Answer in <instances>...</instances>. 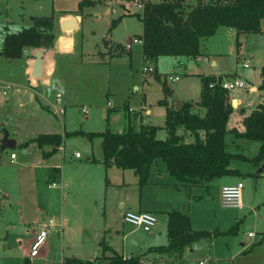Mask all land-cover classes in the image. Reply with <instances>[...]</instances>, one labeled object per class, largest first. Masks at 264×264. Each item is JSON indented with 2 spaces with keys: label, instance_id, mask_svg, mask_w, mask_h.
I'll return each mask as SVG.
<instances>
[{
  "label": "rangeland",
  "instance_id": "rangeland-1",
  "mask_svg": "<svg viewBox=\"0 0 264 264\" xmlns=\"http://www.w3.org/2000/svg\"><path fill=\"white\" fill-rule=\"evenodd\" d=\"M85 1L86 5H81ZM127 0H0V49L6 34L18 33L23 28L31 26L32 17L53 16L54 29L53 33L57 37L60 33L58 30V20L62 14H78L80 17V27L75 32L76 37V55L72 59V67L69 74L78 72L81 77L86 74L87 80L75 82L81 84L79 88L83 90L89 99L81 98L80 103L68 107L65 115L58 117L54 121L48 114H43L41 109L35 104H30L26 99L14 100L12 98L13 90L3 94L4 86L9 83L14 87V82L20 81L25 65V58L18 60H7L0 58V143L4 132L8 133V139L19 141L22 138H32L42 132H58L62 137L63 152L58 154V159L63 153L65 163H73L71 155L78 152L81 155L82 162H85L90 156L91 147L94 146L95 155L101 153L99 140H89L81 135H68L64 137L65 132L73 131L84 132H103L107 128L113 132H122L128 123H131L135 130H138L140 120H149L152 124H161V117L164 108L155 104L156 100L164 97L162 91V82L171 92L169 100L176 105L178 101L187 100L191 103L198 101L200 91V78L204 72H215L222 75L226 81L242 80L247 84L259 83L258 71L264 66V34H252L244 39H239L244 48L239 49L243 53V59L247 62L248 67L243 68L241 60L236 58V40L233 30L228 28H220L216 34L210 37L205 43V51L208 53V62L197 63L193 59L183 57L172 58L168 56L159 57L155 65H151L155 73H142V68L147 67L148 63H144L141 58V45L131 44L129 53L124 52L118 56H113L114 45H126L134 37H139L142 32L141 24L134 15H126L121 7L120 2ZM154 2L157 0H153ZM207 2V0H201ZM216 1V0H214ZM211 2H213L211 0ZM191 5H195V0H191ZM119 19L116 25L111 27L112 20ZM264 27V20L261 22ZM61 29V25H60ZM106 41L108 44H106ZM243 43V44H242ZM109 45V47H107ZM214 60L217 62L216 67H211L209 62ZM86 63V64H83ZM60 63V68H63ZM61 74V69L58 75ZM91 74V76L89 75ZM154 74L156 76H154ZM57 75V76H58ZM169 75L177 77V81H170ZM74 82V83H75ZM241 92V93H240ZM239 97L246 98L249 94L245 90L240 91ZM142 97L144 100H142ZM247 98L248 102L259 98V93L251 95ZM19 102L22 103L19 107ZM264 104V100L261 102ZM85 107H81L80 105ZM80 106V107H79ZM36 110V119H27L26 114L29 108ZM150 108L151 115L146 119L143 112L139 109ZM80 108H87L88 117L81 114ZM130 109V111L128 110ZM194 112L196 110H193ZM199 116L203 113L201 108H197ZM196 111V112H197ZM158 112V114H156ZM107 115V118L104 117ZM140 115L141 118H139ZM48 119L50 124L44 126L43 119ZM243 116L238 111L232 113L229 117L226 129L243 130L241 121ZM162 126V125H161ZM228 129V130H229ZM181 131V129H180ZM183 143H191L192 136L183 132ZM156 138L163 140L165 131L159 128ZM226 151L229 153H239L248 158L253 157L258 150L259 143L246 140H239L227 132L224 137ZM17 155L16 163H11L10 153ZM23 158L21 147L17 146L13 150L0 151V181L7 179L6 189L14 188L15 180L12 177L17 176V165ZM73 161V162H72ZM159 163V167L163 164ZM31 164V163H30ZM71 167H74L70 164ZM230 168H236L240 171L239 176H228L215 178L210 181L203 182L205 186L203 192L190 199L193 202L200 201L197 205L199 210L198 221L199 226L205 231L219 230L227 231L233 225H237L234 235L220 236L214 240L215 260L211 262L207 259L212 240H202L185 249L181 253V260L177 259V254L171 253L165 255L161 260V264H263L264 257V205H258V200L264 199V163L253 165L249 162H241L239 160L230 161ZM251 174L252 176H248ZM27 176V175H26ZM240 181L242 183V200L244 207L241 210L223 208L220 203L219 191L223 184L228 182ZM47 188L46 182H41ZM0 188L3 186L0 185ZM131 188H127V191ZM112 196L119 195V190H112ZM197 193V192H195ZM185 194V193H184ZM186 195V194H185ZM15 194H12L14 199ZM75 198V194L72 195ZM44 211L41 212L40 207L33 206L30 217L42 224L49 221L50 218H59V215H50L45 207L44 197L38 195ZM66 204L68 202L66 201ZM111 204V203H110ZM9 204H6L7 214L12 216L17 226V233L23 236L22 246L26 244V230L30 231L31 226H23L18 221L19 214L15 210H9ZM51 208H58L57 201L50 204ZM115 203L109 205L107 211L108 216L115 215ZM189 209L186 208V211ZM202 211V214H201ZM10 212V213H8ZM13 213V214H12ZM96 215L99 222L102 220L101 207L96 209ZM93 216L85 215V224H89L90 218ZM96 217V216H95ZM53 220V219H52ZM111 220V219H110ZM164 223V222H163ZM160 218L153 231H162L161 233L166 241L165 229L163 228ZM86 226V225H85ZM53 229V228H52ZM52 229H49V236L52 235ZM60 231V230H59ZM11 233L13 230L10 231ZM251 233V236H247ZM83 232L79 229L78 234L72 237L74 244H77L76 254L79 256H93L90 252L84 253L81 239L84 238ZM85 234V233H84ZM48 236V237H49ZM120 240V236H119ZM72 241V242H73ZM15 255L18 257L20 249L19 243L12 245ZM42 250V248H41ZM54 256L50 259L52 264L56 263L60 250L57 245L52 249ZM52 255V254H51ZM49 258V257H48ZM34 264H48L49 259L45 261L37 260Z\"/></svg>",
  "mask_w": 264,
  "mask_h": 264
},
{
  "label": "crops",
  "instance_id": "crops-1",
  "mask_svg": "<svg viewBox=\"0 0 264 264\" xmlns=\"http://www.w3.org/2000/svg\"><path fill=\"white\" fill-rule=\"evenodd\" d=\"M70 16L75 17L78 29L80 27V17L78 14L65 13L60 15L58 20V30L60 33L57 35V37L55 36L53 44L50 48H43L45 49V53L43 56V75L41 79H33L31 77L34 54L37 50L24 48L21 57L25 58L22 78L20 81L14 82V84H16L18 87H21V89H19V91H14L12 94L13 101L15 99H26L28 103L38 106L42 110L41 112L43 114H48L47 116H50L54 121H56L58 118V116H56L52 111V108L55 105L56 97L60 98V105L64 108V115L67 108L74 106L76 103H80L81 98H84V100L89 99L88 95H85L83 90L79 88L81 84L77 85L75 82L76 80H87L88 75L84 74L81 77L82 74L78 75V72L73 74L68 73L69 69L72 67V59L76 55V30L62 31L60 29V25L61 21L67 19ZM262 21L263 20L260 21V32L257 33V35L264 34V27L261 26ZM220 28H218L216 32ZM248 35L252 34L243 35L240 37V39H244ZM209 38L202 41L200 46V55L196 58H193L195 62H208L209 56L205 51V43ZM106 44H108L107 41ZM107 47H109V45H107ZM241 48H244V44L241 45V43H239V46L235 52L236 58L238 55H243V53L239 50ZM124 51L129 53V49ZM60 63H63V68H60ZM209 64L211 67H216L217 62L211 60ZM59 69H61L60 75H58ZM89 75L91 76V74ZM169 76L173 77L174 75ZM201 76L223 79L222 75L215 72H204ZM239 81L243 85L248 83H243L242 80ZM258 85L259 83L257 85L247 84L244 86L245 89L248 88V90H245V92L249 94L246 98L239 97L241 92L227 93L228 101L232 109L230 115L238 111L241 116L245 117L258 104H262L261 102L264 100V98L257 90ZM258 93L260 96L259 98H262L261 102H258L260 101L259 99L251 101L250 103L247 101V98H251V95ZM142 100H144L143 97ZM158 100H156V102ZM168 101L173 104V101ZM181 102L189 101H178L177 105ZM232 102L233 105H231ZM196 103L197 102L191 103V111L192 113H195L199 116L197 111V108L199 107L195 105ZM19 105V107H21L22 103L19 102ZM262 105L264 106V104ZM80 106L85 107L82 104ZM29 109L30 110L26 114V118L35 120L36 110L33 107H30ZM128 110L130 111L129 108ZM139 110L143 112L146 119L151 115L150 108L141 107ZM193 110H196L197 112H194ZM203 113H201V116H203ZM156 114H158V112H156ZM161 115L164 120V111H162ZM137 116L141 118L139 114ZM86 117H88V114ZM104 117L107 118V115L104 114ZM163 120L161 124H152L149 122V120H140L141 123L143 121L146 122V124L140 125H152L159 129L163 127ZM228 120L226 123V128ZM37 121L44 126L50 124L49 122H51L50 120L48 121L46 117L42 120V122H40L38 119ZM236 131L240 133L243 130ZM183 132L185 131L182 129V127H178L176 129V134L181 136V138H183ZM47 134L60 135L55 131L42 132L39 135ZM37 136L28 139L22 138L19 141L14 139L13 141L15 143V147L9 149L13 150L16 149L17 146L21 147L23 158L21 162H18L17 165V169L21 170H17V176L12 177V180H15V190L11 189L10 191L6 189V186H8L7 179L0 181V185L3 186V188H0V264H24L25 261H28L30 264H34L35 262H38L37 260L45 261L47 259H49L48 264H52L50 260L54 256L52 249L55 245H57V243L60 253L59 256H57L56 263L53 264H61L64 257H72L84 260H94L96 258H100L102 255V244L107 245L114 253L120 255L123 258L132 256L140 257L141 261L151 260L154 262H161L163 257L168 254H157L148 251L150 248L166 244V241L164 243L163 239L164 235L161 234L163 232L161 230L153 231L159 218L164 228L166 227V213L169 211H178L188 216L190 227L193 230H203L199 226H194V220L192 216L193 213L194 218L196 216L195 224L199 225V221L197 219L200 213L197 205L201 200L195 203L190 198L195 194H197L196 196H200L203 192L202 188H204L205 183L202 182L198 185L179 184L167 174L164 165L163 167H159V163L156 162L150 169L148 184L145 185L139 192L136 176L131 170H119L114 167L106 168L104 166L101 138H93L94 141L97 139L99 140L101 153L95 155L94 146L92 145L90 152L91 154L87 157L85 162L80 161L82 158L81 155L79 158L74 156V154L78 152H73L71 158L75 162L72 161L73 163H65L63 153L60 155L59 159L57 158L58 154L63 152V147H61L62 144L53 151L52 146H38L35 142H32V140ZM167 137L168 136L165 132L164 139ZM12 155H14V157H12ZM10 159L11 163H16L17 155L14 152H11ZM70 164H72L74 167H71ZM56 171L58 172L59 177L58 182H49L51 173H54V176L56 177ZM41 182H46L47 188L44 185H40ZM236 182H228L227 184L223 185H231ZM129 187L131 189L127 191V188ZM112 190H119V194H121V196H112V193L114 192ZM12 194H15L14 199H12ZM74 194L75 198L72 199L73 197L71 196ZM38 195H42L44 197L45 207H48L47 212L50 215H55L56 213L59 215V218H50L49 221H52L54 224L58 223L60 226L52 227L53 229L51 228L53 230L52 235L54 236L52 237L48 234L49 237H47V241L43 245L42 250L40 249L39 256L29 259L28 251L36 236L37 229L41 225L47 224V222L38 224L36 220L30 217V212L33 210V206L40 207L41 212L45 209L41 202H37L39 200L37 198ZM56 201L58 208H51L50 204L55 203ZM66 201L68 204H66ZM258 201V205H264V199ZM110 203H115L116 209L115 215L111 217L108 216L107 211L109 205H111ZM241 203L242 209L244 207L242 199ZM6 204H9V210H15V213L19 214L18 221L21 222V225L23 224V226H31V230H26L25 233V235H28L26 236L25 246H22L23 236H20L17 233L15 221L13 220L12 216L10 218V216L7 214V209L5 207ZM99 207H101L102 210L101 222H99L97 219L98 216L96 215V209ZM186 208L189 210L186 211ZM127 211L134 213L143 211L150 212L155 216L156 224L149 232H144L140 228L127 225L122 220L123 214ZM85 215L93 216L90 218V221L88 222L89 224H85ZM79 229L83 232L82 235H84V238L81 239V246H83L82 248L84 253L86 254V251H88L93 256H79L76 254L77 244H74L72 237L78 234ZM11 230H13L12 233L10 232ZM214 240H212L211 247L208 252L209 256H207V259L210 262L217 258L215 256V249L213 247ZM17 242L20 246L18 247L20 249L18 257L15 255L14 247H12V245ZM185 249H189V251H191L190 246ZM177 259H180L178 261L182 262L181 254L177 256ZM199 263L202 262L198 261V264Z\"/></svg>",
  "mask_w": 264,
  "mask_h": 264
},
{
  "label": "trees",
  "instance_id": "trees-1",
  "mask_svg": "<svg viewBox=\"0 0 264 264\" xmlns=\"http://www.w3.org/2000/svg\"><path fill=\"white\" fill-rule=\"evenodd\" d=\"M161 0L146 2L141 12L134 14L141 24V57L144 63L155 65L159 57L193 59L200 55L203 40L213 36L218 28H229L235 32L236 47L243 35L260 32V21L264 20V0ZM81 5H86L83 1ZM119 19L112 20L111 27ZM53 16L32 17L31 26L18 33L6 34L0 56L7 60H18L24 48L38 50L50 48L55 39ZM113 56L124 53V47L114 45ZM155 73V70L153 71ZM154 76H156L154 74ZM257 90L264 98V66L258 71ZM215 77H201L198 101L195 104L203 110V116L192 113L190 102L178 105L170 103L171 92L162 82L164 97L156 102L164 108L163 129L167 138H156L157 127L140 125L135 130L128 123L125 130L118 133L107 128L101 133L76 131L65 133L81 135L89 140L101 138L103 164L106 168L131 170L140 190L148 184L151 167L160 162L167 174L177 183L198 185L215 178L239 176L240 171L230 168V161L239 160L253 165L264 163V106L258 104L243 117V131L226 130V123L232 111L227 92L218 85L209 87ZM182 127L193 141L183 143L176 129ZM230 132L234 138L259 143L257 153L248 158L239 153L226 151L224 137ZM63 137L58 134L38 135L32 142L38 146L49 145L56 150ZM51 173L49 182H58V172ZM252 176L251 174H247ZM237 225L227 231L193 230L188 216L178 211L166 213V244L148 249L157 254L182 251L202 240H212L220 236L234 235ZM102 255L94 260L64 257L61 264H142L140 257L123 258L105 244L101 245ZM109 254V255H106ZM24 264H30L25 261ZM264 264V257H263Z\"/></svg>",
  "mask_w": 264,
  "mask_h": 264
},
{
  "label": "built area",
  "instance_id": "built-area-1",
  "mask_svg": "<svg viewBox=\"0 0 264 264\" xmlns=\"http://www.w3.org/2000/svg\"><path fill=\"white\" fill-rule=\"evenodd\" d=\"M161 1V0H157ZM155 1V2H157ZM146 2H154L153 0H127L124 2L118 3V5L121 7L123 12L126 15H134L143 9V6ZM131 44H141L140 38H132L131 41H129L126 45H124V50H128L129 46ZM242 55H238L237 58L241 60V65L243 68H247V62L242 58ZM204 60V59H203ZM153 68L148 64L147 67L142 68V73H152ZM168 79L170 81H176V76H169ZM214 85H218L221 89L225 90L227 93L229 92H240L242 90H248L245 89L244 85L237 79L233 81H226L221 78H215V81L209 85V87H212ZM21 87H14L12 84L7 83L4 86L3 94L6 95L8 91H19ZM53 113L61 117L64 115V108L60 105V98L56 97L55 105L52 108ZM81 114L86 117L88 114V111L86 108H81ZM74 156L76 158L80 157L79 153H75ZM14 157V155H12ZM242 183L240 181L231 184V185H223L220 188L219 196H220V203L223 208H231V209H241L242 203ZM122 220L125 224L130 225L135 228H140L144 232H149L156 224V218L155 216L150 212H130L127 211L123 214ZM60 224L56 223L54 224L52 221H49L47 224L41 225L37 229L36 236L33 240V242L30 245V249L28 251V257L29 259H33L39 256L40 249L43 247V245L47 241V237L49 234V229L52 227H59ZM247 236H251V233H248ZM142 264H161V262L158 261H151V260H145L141 261ZM202 264V263H199Z\"/></svg>",
  "mask_w": 264,
  "mask_h": 264
},
{
  "label": "water",
  "instance_id": "water-1",
  "mask_svg": "<svg viewBox=\"0 0 264 264\" xmlns=\"http://www.w3.org/2000/svg\"><path fill=\"white\" fill-rule=\"evenodd\" d=\"M78 29L77 21L75 17L70 16L67 19L61 21L62 31H74ZM45 49L40 48L34 54V61L31 69V77L33 79H41L43 75V56ZM234 102V101H233ZM233 102L231 105H233ZM15 147L14 141L8 139V133L4 132L3 138L0 143V150L12 149Z\"/></svg>",
  "mask_w": 264,
  "mask_h": 264
}]
</instances>
